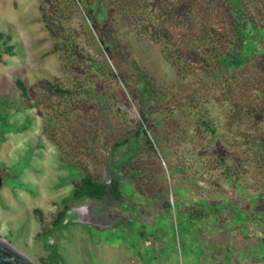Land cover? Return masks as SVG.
<instances>
[{
	"label": "rangeland",
	"instance_id": "1",
	"mask_svg": "<svg viewBox=\"0 0 264 264\" xmlns=\"http://www.w3.org/2000/svg\"><path fill=\"white\" fill-rule=\"evenodd\" d=\"M241 4L262 33L264 0ZM117 5L108 6L115 18L108 28L154 83L144 119L130 64L105 51L84 5L0 0V44L13 53L0 59V97L14 93L17 78L29 97L28 107L0 126V238L36 264L52 262L55 254L56 264H201L205 203L223 197L244 209L251 187L263 184L264 36L249 40L239 69L220 68L215 58L231 38L225 0H137L125 13ZM137 6L159 20L177 64L166 58L163 42L138 26ZM44 13L60 21L80 55L115 77H95L62 51L52 52ZM47 84L72 94L61 98ZM78 85L100 88L103 97ZM199 120L213 130L199 127ZM139 123L146 136L139 150H118ZM121 163L125 170H117ZM75 171L107 188L119 180L121 199L71 201ZM64 207V227L44 238Z\"/></svg>",
	"mask_w": 264,
	"mask_h": 264
},
{
	"label": "trees",
	"instance_id": "2",
	"mask_svg": "<svg viewBox=\"0 0 264 264\" xmlns=\"http://www.w3.org/2000/svg\"><path fill=\"white\" fill-rule=\"evenodd\" d=\"M79 3L84 5V11L86 13V17L91 22L93 29L96 31L99 43L104 47L105 51L110 55L117 53L125 56V60L130 64V68L135 74L136 82L134 86H140L138 93V110L139 116L144 119L147 115V106L155 97V88L153 80L146 79L142 72L139 70L136 61L133 57L127 52L122 50L124 47L120 44V37L117 32H113L109 30L108 25L110 19H115L110 17V10L108 6L111 4H118L120 11L123 13L128 12L127 10L132 9L134 7V3L137 0H96L94 2H90L89 0H77ZM227 3V15H228V23H229V31L231 38L229 39V46L227 50L220 56L215 58V62L220 68H231V69H239L248 59L247 51L250 50L247 43L252 39L253 36H264V31L260 33L259 31L254 29L253 23L245 16L241 0H225ZM142 6H137L136 9L132 11H136V23L138 26L144 29V33L148 32L149 35L154 40H159L163 42V50L166 58L172 61V64L176 63V57L171 53V49L173 44L171 39L167 35V33L160 27L159 28V20L155 18H148L144 15ZM116 17L118 15H115ZM42 20L45 28L49 32V34L55 40V46L52 52H63L65 56L69 59L72 64H76L81 68L85 73H89L94 75L95 77H102V73H105L109 78H114V74L108 66H105V72L102 71L97 63L90 62L89 59L84 58L80 55L79 51L76 50L74 44H72L71 37L67 35L62 29V25L58 19L51 17L48 14L42 15ZM154 19V20H153ZM4 38L2 34H0V39ZM9 38L6 37V41ZM4 44H0V59L3 54L12 55L11 47H2ZM125 54V55H124ZM103 64H106L105 62ZM107 65V64H106ZM48 91L52 94H57L61 98L69 97L72 92L70 90L59 89L47 84ZM79 89L82 92H95L97 94L92 96V98H100L101 96L100 88L91 87L88 89H83L84 87L78 85ZM93 90V91H92ZM13 91L14 93L8 97L2 98L0 97V126L2 128L8 127L5 125L6 118L12 116L15 113L22 112L28 107V89L25 86L24 82L19 78L14 80L13 83ZM15 95V96H14ZM90 98V99H92ZM103 103V102H102ZM199 127H203L205 129L213 130L208 127V124L202 120H199ZM15 131L20 130L19 128L13 129ZM146 138L143 133L142 124L139 123L135 131L126 136L123 139L118 147V150L127 149L129 151L136 152L139 150L140 143L142 139ZM117 170H125L126 163L119 164ZM71 169V168H70ZM73 172V170H72ZM77 178V182H75L74 190L71 194L70 200L73 202H82L87 200H102L106 195L110 194L114 199L120 200V181L117 179H113L111 181L110 188H107L104 184L97 182L93 179V177L85 172L77 173L76 171L72 174ZM127 178L132 182L135 181L136 175L133 171H130L127 174ZM0 181H2L0 179ZM170 208V205H168ZM68 208L64 207L63 211L59 212L52 222V228L48 232L44 234V238H47L53 231H59L64 227L63 221L67 217ZM195 219L199 220L195 215ZM53 247L49 250L51 251ZM60 260L57 254L54 255V260L52 262H48V264H56V260Z\"/></svg>",
	"mask_w": 264,
	"mask_h": 264
},
{
	"label": "crops",
	"instance_id": "3",
	"mask_svg": "<svg viewBox=\"0 0 264 264\" xmlns=\"http://www.w3.org/2000/svg\"><path fill=\"white\" fill-rule=\"evenodd\" d=\"M259 177L264 178V172ZM262 183L261 188L251 187L250 195H244L248 198L244 209L242 202L223 201V197L217 203H205L201 264H264L260 247L264 244V180ZM124 255L119 250L118 260Z\"/></svg>",
	"mask_w": 264,
	"mask_h": 264
},
{
	"label": "water",
	"instance_id": "4",
	"mask_svg": "<svg viewBox=\"0 0 264 264\" xmlns=\"http://www.w3.org/2000/svg\"><path fill=\"white\" fill-rule=\"evenodd\" d=\"M1 182V181H0ZM0 264H36L0 238Z\"/></svg>",
	"mask_w": 264,
	"mask_h": 264
}]
</instances>
